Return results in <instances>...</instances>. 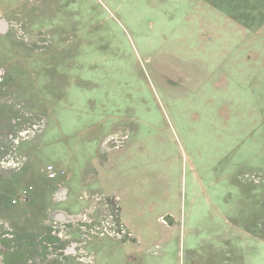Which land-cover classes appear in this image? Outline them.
<instances>
[{
  "label": "rangeland",
  "instance_id": "rangeland-1",
  "mask_svg": "<svg viewBox=\"0 0 264 264\" xmlns=\"http://www.w3.org/2000/svg\"><path fill=\"white\" fill-rule=\"evenodd\" d=\"M0 71L5 264H264V0H0Z\"/></svg>",
  "mask_w": 264,
  "mask_h": 264
},
{
  "label": "built area",
  "instance_id": "built-area-1",
  "mask_svg": "<svg viewBox=\"0 0 264 264\" xmlns=\"http://www.w3.org/2000/svg\"><path fill=\"white\" fill-rule=\"evenodd\" d=\"M3 80V74H2V71H0V82ZM39 125H41V122H39L38 123ZM37 124V125H38ZM36 129V126L34 125L33 126V129ZM20 136H21V134H20ZM49 175L52 177L53 176V173H51V172H49ZM27 195V192L26 191H23L22 193H21V195H20V197H19V200L21 201V202H25L26 201V196ZM57 199H59V198H57ZM14 203H16L17 202V200H14L13 201Z\"/></svg>",
  "mask_w": 264,
  "mask_h": 264
},
{
  "label": "bare ground",
  "instance_id": "bare-ground-1",
  "mask_svg": "<svg viewBox=\"0 0 264 264\" xmlns=\"http://www.w3.org/2000/svg\"><path fill=\"white\" fill-rule=\"evenodd\" d=\"M66 193V190L65 189H61L60 190V192H59V194H65ZM78 220H80V221H84L83 219H82V217H80V216H78V217H76ZM66 253V255H72L73 253H71V252H69V253H67V252H65Z\"/></svg>",
  "mask_w": 264,
  "mask_h": 264
},
{
  "label": "crops",
  "instance_id": "crops-1",
  "mask_svg": "<svg viewBox=\"0 0 264 264\" xmlns=\"http://www.w3.org/2000/svg\"><path fill=\"white\" fill-rule=\"evenodd\" d=\"M56 187H57V185H56L55 187H53V190H52V191H54V190L56 189ZM58 188H59V187H58ZM60 190H61V189H59V190L57 189L56 191H57V192H58V191L60 192ZM65 190H66V189H65ZM57 192H56V193H57ZM59 192L57 193V195H58V196L62 195V194L59 195ZM66 192H67V191H66ZM54 193H55V192H54ZM54 193H53V194H54ZM66 194H67V193H66ZM59 216H60V215H58L57 217H59Z\"/></svg>",
  "mask_w": 264,
  "mask_h": 264
},
{
  "label": "water",
  "instance_id": "water-1",
  "mask_svg": "<svg viewBox=\"0 0 264 264\" xmlns=\"http://www.w3.org/2000/svg\"><path fill=\"white\" fill-rule=\"evenodd\" d=\"M59 219H60V220H63V219H64V216L60 215V216H59ZM0 264H3V262L1 261V258H0Z\"/></svg>",
  "mask_w": 264,
  "mask_h": 264
},
{
  "label": "flooded vegetation",
  "instance_id": "flooded-vegetation-1",
  "mask_svg": "<svg viewBox=\"0 0 264 264\" xmlns=\"http://www.w3.org/2000/svg\"><path fill=\"white\" fill-rule=\"evenodd\" d=\"M66 256H68V255H66ZM50 258H51V257H48V260H49ZM1 260H2L3 264H5V262L3 261L2 257H1ZM49 261H51V259H50ZM38 264H39V263H38Z\"/></svg>",
  "mask_w": 264,
  "mask_h": 264
}]
</instances>
